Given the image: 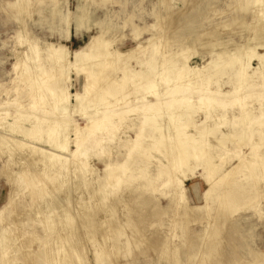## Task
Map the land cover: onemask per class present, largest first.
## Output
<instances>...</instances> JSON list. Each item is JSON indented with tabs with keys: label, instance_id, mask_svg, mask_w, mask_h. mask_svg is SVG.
I'll return each mask as SVG.
<instances>
[{
	"label": "rangeland",
	"instance_id": "374dc122",
	"mask_svg": "<svg viewBox=\"0 0 264 264\" xmlns=\"http://www.w3.org/2000/svg\"><path fill=\"white\" fill-rule=\"evenodd\" d=\"M41 1L31 0L33 11L21 14L19 18L17 9L11 6L16 0H0V206L11 191L8 183L10 174L19 173L22 167L26 169L29 166L41 171L44 162L38 161L39 155L34 156L31 151L50 145L53 140L47 132L58 120L65 118L63 124L66 133H70V148L75 149L76 130L79 128L90 133L96 127H91L90 123L99 118L98 112L107 111L113 119L110 123H103L102 131L91 132L94 133L89 141L91 146L99 144L103 149L97 148L89 155L87 175L71 160L72 170L66 188L58 190L44 179L45 190L43 193L34 191V201L23 197V205L26 206L20 205L18 212L6 222L9 226L7 235H12V240L18 239L12 241L16 243H13L14 251L10 254L14 263L51 264L54 260L55 235L46 223L51 204L58 207V213L69 211L70 221L74 223L72 228L60 231V234L70 231L72 237V246L63 244L67 250L59 256L64 262L70 261L67 264H99L97 259L103 261L101 264L253 263L252 254L264 253V125L257 124L264 122V80L256 87L248 88L247 95L235 102L232 97L237 85L234 73L221 72L219 81H212L207 73L206 81H200L201 93L203 89L212 93L227 92L224 97L215 98L219 104L224 100L221 105L232 108L229 110L232 113L242 114L241 107L252 110V113L262 112L263 118L252 122V127L249 118L231 120L228 117V121H224L220 115L223 109L217 112L210 107L206 112L195 114L194 120L193 116L185 117L184 122L189 126L181 131L186 136L182 146L179 138L174 137L177 138L175 140L165 135V118L158 120L164 126L155 133L157 122L145 119L146 115L154 113L150 108L146 109L147 101L153 99L145 89L135 87L138 83L124 79V72L142 68L139 61H147L151 51L150 39L154 36L155 44H161L157 61H161L163 56L173 60L171 56L178 55L176 60L181 61V65L186 62L190 66L204 68L216 54L226 56L235 50H243L253 39L257 26H264V0H60L61 11L57 9L58 0ZM83 12L88 14L89 20L85 25H79L77 16ZM62 16L70 17L69 29L61 22ZM102 30H107L106 38L112 42V49L128 53L142 44L147 46L146 53L142 51L131 60L119 58V64L102 68L101 75L98 74L101 76L98 80L100 85L94 86L90 94V98L93 94L96 97H93L96 103H91L93 107L86 105V76L75 70L70 72L67 82L70 99L64 116L60 107H53L52 98L43 107H31L35 102L32 95L35 90L41 91V87L39 90L31 89L23 79L22 63L29 44L36 41L42 50L47 45H65L75 52L86 46L92 37L100 35ZM137 30H142L138 40L135 38ZM20 32L24 34L19 35ZM255 39L250 45H257L256 53L263 55L264 47H259L260 41ZM121 60L127 64V69H123ZM40 64L49 68L51 62L43 54ZM19 65L21 69H18ZM263 70L264 62L254 58L248 74L262 71L260 74L264 77ZM47 77V87L56 86L58 78ZM77 96L85 105L78 104ZM199 98L200 94L192 100L196 104ZM215 104L214 107H219ZM211 113L214 118L207 121L206 116ZM234 124L238 137L232 134ZM35 126L40 128L33 136L30 130ZM138 132L143 140L129 153ZM86 133L82 131L80 136ZM226 133L230 136L227 141L222 139ZM28 134L31 137L27 138ZM244 135L250 136L248 140ZM173 146L182 149L180 154L185 150L189 155L184 163L173 160ZM197 147H205L207 156L201 153L195 157ZM236 156L243 157L244 161L240 163ZM254 161L260 163L257 169L246 170V163ZM107 163L119 167L120 174V187L118 193H114L112 206L103 205L100 200L101 179H105ZM209 164L213 169H208ZM166 169L181 183L183 200L172 197L173 183L165 174ZM260 188H263V197L259 201L247 199L233 208V203H223L218 199L202 215L194 214L195 217L189 210L190 207L205 205L202 196L206 190L205 198L210 202L216 192L226 198L229 194H239L246 199V195L255 196ZM36 215L38 219L31 222ZM206 229L208 233L202 238ZM216 229L219 230L217 237L212 235Z\"/></svg>",
	"mask_w": 264,
	"mask_h": 264
},
{
	"label": "bare ground",
	"instance_id": "6f19581e",
	"mask_svg": "<svg viewBox=\"0 0 264 264\" xmlns=\"http://www.w3.org/2000/svg\"><path fill=\"white\" fill-rule=\"evenodd\" d=\"M44 1L45 0H42L40 3ZM58 4L59 5L57 9L61 11L60 0H58ZM11 6L17 9V17L19 16L21 17V14L31 13V11H33L31 0H16V2L11 3ZM53 9H54L53 12L56 13L55 8ZM39 12H42V11L39 10ZM77 19L79 20V25H82V24L85 25L87 23V20H89L88 14L83 12L82 14L77 16ZM60 20L61 22L65 23L69 29L70 24H71L70 17L62 16ZM138 31L139 30H137L135 33L136 40H138L142 34V30L139 32ZM23 32H20L19 35H21ZM163 32H165V30ZM106 35H107V30H102L100 32V35L92 37L91 40L88 42V44H86V46H84L82 49L75 51V52H71L68 49V47L65 45H60L57 47L52 46V45H47L46 49L42 50L41 48H39L38 44L35 43L36 41H33L32 43H30L28 46L29 48H27L28 50L25 52V54L23 53L24 59H25V62L22 63L23 69H24L23 79L25 78L24 79L25 83H27L31 87V89L37 88L39 90V88L41 87V91L40 90L37 92H35L36 90L34 91L32 97L35 102H34V105H32L31 107H38V106L43 107V105H47L48 100H51L50 98H52L53 100L52 103H54L53 104L54 106L53 105L52 106L57 107V108L60 107L62 109L61 111H63L62 115L64 116L66 114V111L68 110L67 107H68V102L70 99L69 86L67 85V82L69 80L68 79L69 74L72 70L73 71L75 70L78 73L84 74L86 76L87 82L85 84V89H86V92L88 93V99L86 100L87 101L86 105L93 107L91 103H96L94 100V98L96 97H94V94H93L94 98L93 97L90 98L91 97L90 94L92 93L93 89H95L94 86L100 85L98 80L101 76H99L98 74L101 75L102 68L105 66L111 67L112 65L114 66L116 64H119L120 62L119 58H123V59L129 58L131 60V59H135L137 57V54L142 53V51L146 53L145 49H147V46H143L142 44H139L137 48L131 50L128 53H120L119 51L112 49V42L106 38ZM263 36H264V26L263 24H259L254 31V37L256 39L258 38L257 40L260 41V44H258L259 47H264ZM253 39L252 38L250 39V43L251 41H253ZM150 40H149L151 42L149 46L151 48L150 49L151 51H149L150 56L147 57V61H143V60L139 61V65H142V68L140 70L138 71L130 70V69L128 70L127 64L124 63V60H121V62H123L122 63L124 67L123 69L125 68L127 69L124 72V79L131 81L134 84L138 83L135 87L139 86L138 90L145 89V91H147L146 94L150 95L151 98L153 99V100L149 99V101H147L146 109L150 108L151 111H153L154 113L151 116L146 115L145 119L148 122H155V123L157 122L156 123L157 131L155 133H158L160 131V127L165 125V128H166L165 135L173 139H175L174 137L179 138L180 144L184 146L183 140L186 138V136L181 131L184 130L185 126H189L188 123L184 122L185 117L193 116L192 117L193 119L194 117H196L194 116L195 114L201 113L204 111L206 112V110H208L210 107L213 109H216L215 111L217 112H221L218 109L222 108L224 112L221 113L220 115H222V117L224 118V121H226V119L228 121L229 119L228 117H231L232 118L231 120L238 119V117H242L246 119L249 118L251 121V124L254 121H261V118H263L262 112L252 113V110H249L246 107H241L240 110L242 111L240 112H242V114H238L236 112L232 113L231 111H229V110H233L232 108L221 105L225 103L223 102L224 100H222L221 104H219V102L215 98L220 97L221 95L222 97H224V95L228 94L227 92L212 93L208 91L207 89H203L201 93V90L199 89L201 82L204 83V81H206L204 77H206L205 75L207 73L212 81L213 80L219 81L218 76L221 72L223 71L227 73L233 72L234 79L237 85L234 87L232 97H234L235 102L238 99H243L244 96L247 95L246 90L248 88L251 89L253 87H256L258 84H260L259 82H262L264 80V77L260 74L262 73V71H260V73L255 72L252 75L248 74V69L250 68V64L254 58L255 59L258 58L259 60H261V62H264V54L260 55L259 53H256L257 49L255 47L257 45L254 47L253 43L251 45L249 43L243 50L242 49L235 50L234 52H231L230 54L226 56L222 54H216V57L212 59V62L209 64V66L202 68V67L194 66L192 64H191L192 66H190V64H187L186 62L182 65L179 64L181 63V61L179 62L178 60H176V57L177 58L179 57L178 55L176 56L172 55L171 57L173 60L164 59V56L162 59V56H161L162 60L157 61V56L160 54L159 46H161V44L160 45L159 43L155 44L156 42V41L154 42L155 36L153 39H150ZM252 45L254 48L252 47ZM43 54H45V57L49 59L51 62V65L49 68L43 64H40V61H42L43 59ZM167 61H169V65H166ZM221 61L223 62L221 63ZM18 64H21V63H18ZM18 67H20L18 69H21L20 65ZM47 76L58 78L56 82V86L47 87L48 85L46 84L47 83L46 78L48 79ZM142 83L144 84L140 85ZM199 94H200L199 101L198 103L195 104L192 99H194ZM77 99H78V104L80 106L85 105V102L83 101L82 98L77 96ZM215 101H216V104H215ZM214 104L219 105V107H214ZM226 104L228 105V103ZM95 105L97 106V104ZM115 109H118V108H115ZM190 112H193L192 115L190 114ZM98 116L99 118L96 117V119L93 121V124L90 123L91 127L92 125L96 126L94 127L92 131H89L90 133H86V131H84L83 129H79V128L76 130L75 135H74L75 136V140H74L75 149L70 148V145H71L70 144L71 141L69 139L70 133H66L67 129L65 128L63 124L65 118L62 117L61 118L62 120L59 118L60 120H58L56 124L51 126L47 132L48 137H50L51 140H53L51 141L50 145L42 148L41 150H37V151L35 148H33L31 151L32 155L34 156L36 154L39 155L38 157L40 158H36L38 161L42 163L44 162V165L41 168V171H37L36 169L33 170L28 165L30 167V168L28 167L29 170L28 168L23 169L22 167V171L20 170L21 172L19 171V173L10 174L8 176V183L11 186V191H10V194L6 202L2 206H0V226H1L0 227V263L1 264H15L14 263L15 260L10 258V254H12V252L14 251L13 245L16 243L13 242L14 243L13 244L12 241L15 240L16 238H13L12 240V238H10V236L12 237V235H7L9 226L6 224V222L10 220L13 214H16L18 212V208L20 207V205L24 207L26 206V205H23V201H25L23 197L24 198L29 197L28 200L31 199L34 201V191H38L39 193L44 192L45 190L44 183L46 182L45 180L50 181V183H52V185L58 190L66 188L69 184L68 176H69L70 171L72 170V166H71L72 162L75 166L77 165L80 166V169H82L81 171L84 173V175H87L89 173L88 165H87L88 164L87 160L89 158V155L91 154L93 150L97 148L101 150L103 149L101 145L98 146L99 144L97 146L96 144L94 146H91L92 144L89 141L91 140L92 134H94L96 131L98 132L102 131V128L104 127L103 123H108V122L110 123V120L113 119L112 118L113 115L111 114L108 115L107 111H103L101 113L98 112ZM206 117L208 121L209 119L214 118V115L211 113V114H207ZM164 118L167 120V125L166 123L163 125L162 123L158 122V120H164ZM166 120L164 122H166ZM257 124L258 126H262L264 125V122L262 123L259 122ZM253 126L254 125L252 124V127ZM233 127L234 128H233L232 134L234 137H238L236 136L238 135V132L236 130V125L234 124ZM38 128L40 127L35 126L34 128L30 130V133L33 136H35L36 134H38ZM82 131L83 133H86V134H83V137L80 136V133ZM8 132H11V131H8ZM59 132H61V136L58 137ZM91 132H94V133L91 134ZM155 133H152L151 135H154ZM209 133H212V131H210ZM31 134H28L27 138L29 136L31 137ZM198 134L200 133L198 132ZM136 135H137L136 138L132 142V146L129 148V153H132L133 148L137 149L139 144L143 140L141 133L138 132ZM245 136L247 135H244V137ZM149 137H154V136H149ZM229 137H230L229 134L226 133L222 136V139L227 141ZM249 137L250 136H247L246 140H248ZM173 139L172 141L176 140V139L175 140ZM176 142H173V144ZM180 144L178 145V147L180 146ZM174 146H176V144ZM174 146H173V151L175 153H173V156H172L173 160L179 164L184 163L185 159H187V157L189 158V155H186L185 150H183V152L180 154V151L182 149L174 147ZM143 149L144 148H141V150ZM196 149H197L196 155H194L195 157H199L201 153L204 154V156H207L205 147H201V148L197 147ZM141 150H139V152ZM236 157L238 158L240 163L244 161L243 157L241 156H236ZM36 159H34V161L37 162ZM71 160L73 161L71 162ZM259 164L260 163H258L257 161H254L253 163H248V164L246 163L245 167H247L246 170L253 171L257 169ZM121 167H123V165ZM118 169L119 167L115 168L113 164L107 163L106 165L105 179L104 178L101 179V185H100V192H101L100 200H101V203H103V205L109 204L112 206V204L115 202V197L113 196H114L115 191H117L118 187H120L119 185L120 174L118 173ZM208 169L209 170L213 169V167L209 164ZM239 172L243 173V170L239 169ZM165 174H167L169 181L173 183L172 184V189H173L172 197H174V199H177V200L178 199L183 200L184 192H183V189L181 188V183L178 180H176L174 175L167 169L165 170ZM260 176H261V173H260ZM40 183H42L41 184L42 187H40ZM212 183L214 184V181H212ZM239 190L245 191V189H239ZM236 192H239V191H236ZM235 196L238 198L241 195L235 194ZM51 205H53L52 208L50 207ZM51 205L49 206L50 208H48L47 210L50 212L49 213L50 215L47 216L48 220L46 221V223L48 222L47 224L50 229V232H52L55 235L53 244L57 246L55 248L56 250L55 255H54L55 258L54 260L52 259L51 262L54 264H65V263L67 264L70 261L64 262L59 256L61 252L67 250V247L64 245H66L67 243L71 245L70 238L72 237H71L70 231L64 232L63 234H60V231L61 229H67L68 227L72 228L74 223L70 221L71 215L69 211H61V212L59 211L60 213H58V210L56 211L57 206L54 204H51ZM38 215H36L35 218L31 220V222L38 219ZM4 218H7V219L4 223H2ZM106 226L108 227L109 225H106ZM214 232L215 230L212 231L213 235H214ZM217 232H218V229L216 230V233ZM206 233H208L207 229L204 232V236ZM17 240L18 239H16V241ZM97 261L99 264L103 262L102 260L100 262L99 259H97ZM263 261H264V253H258L254 257V262L250 264H262Z\"/></svg>",
	"mask_w": 264,
	"mask_h": 264
},
{
	"label": "crops",
	"instance_id": "0c3cea01",
	"mask_svg": "<svg viewBox=\"0 0 264 264\" xmlns=\"http://www.w3.org/2000/svg\"><path fill=\"white\" fill-rule=\"evenodd\" d=\"M76 33L77 34H81V32H77V30H76ZM207 179V178H206ZM207 182V181H206ZM207 185H208V187H209V184H208V182H207ZM185 188H186V185H185ZM209 189V188H208ZM263 188H260L259 189V192L255 195V196H250V195H246L245 197H246V199H242V197L240 198V197H236L235 196V194H229V195H227V198L225 197V195L223 196V195H220V193L219 192H216V193H214L213 195H212V199L210 200V202H207L206 201V198H205V193L207 192V190L204 192V194H203V199L205 200V205H202V206H197V207H190L189 208V210L191 209V212H192V215H194V214H197L198 213V216L199 215H202L205 211H207V209L208 208H210L211 207V204L212 203H214V202H216V201H218V199L220 200L221 199V202H227V203H233L234 205H233V208H236L237 207V205H239L241 202L243 203L244 201H247V199H250V201L251 200H256V201H259V199L261 198V197H263L262 196V190ZM234 196V197H233ZM237 198V199H236ZM208 207V208H207ZM208 213L210 214L211 213V210L210 211H208ZM194 217H195V215H194ZM224 224L222 223V225L220 226L221 228H222V226H223ZM219 227V226H218ZM217 230V229H216ZM216 230H215V232H214V235L213 236H215V237H217V235H218V232H219V230H218V232L216 233ZM205 236H204V233H203V236H202V238H204ZM214 253H216V252H214ZM256 254H258V253H254V254H252L253 255V258L255 257V255ZM191 256V255H190ZM209 256H211V255H209ZM240 261V260H239Z\"/></svg>",
	"mask_w": 264,
	"mask_h": 264
}]
</instances>
